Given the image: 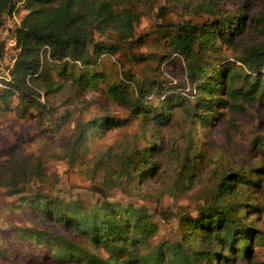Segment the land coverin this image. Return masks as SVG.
Here are the masks:
<instances>
[{
	"label": "rangeland",
	"instance_id": "374dc122",
	"mask_svg": "<svg viewBox=\"0 0 264 264\" xmlns=\"http://www.w3.org/2000/svg\"><path fill=\"white\" fill-rule=\"evenodd\" d=\"M13 1L10 25L3 27L9 34L27 13L24 0ZM127 1L139 16L133 38L119 42L112 29L94 34L95 41L116 48L103 53L96 68L87 67L104 74L95 87L81 90L72 85L68 77L58 75L62 64L47 60L52 80L61 85L59 91L46 97L45 86L40 88L42 83L37 81L38 85L31 83L37 92L31 102L18 93L0 98V264H85L57 262L53 250L38 246L36 240H21L22 228L43 237L62 236L101 259L112 254L107 248L90 245L56 220L31 212L28 204L35 193L86 212L94 206L116 204L130 211L127 220L132 226L140 218L148 226V236L134 245L127 244L115 264L130 258L132 248H137L139 260L160 243H180L181 248H188L182 241L186 219H195L213 206L229 205L240 215L239 222L246 224L250 250L232 263L221 264H264V101L256 98L240 111L221 107L207 93L192 97L187 61L165 37L186 20L197 24L200 36L212 48L200 53L199 61L209 69L236 64L228 70L234 79L227 82L233 87L244 86L246 72L235 57L264 41V27L255 25L262 0ZM90 48L93 50V45ZM198 48L196 44L195 50ZM16 54L15 48L8 47L0 57V94ZM76 66L70 72L77 76L83 67ZM120 80L130 83L131 92L142 85L146 95L135 103L143 104L144 112L135 116L130 107L117 104L108 95L107 84ZM220 82L224 83L225 77ZM159 84L161 94L178 92L170 95L173 100L168 108L161 107L157 95H150ZM219 88L217 96L229 99L226 84L222 92L221 85ZM204 97L210 107H194ZM38 103L45 107L39 109ZM23 106L29 107L25 110ZM201 112L205 114L197 115ZM157 114H165L167 121H156ZM105 116L127 119V123L103 133L85 130L88 121ZM80 133L82 138L78 139ZM132 158L138 162L136 172L129 165ZM34 162L41 166L38 174L17 177ZM10 178L14 180L12 187L8 186ZM220 182L233 193L218 195ZM20 187L23 191L12 193ZM140 230L131 228L129 238L138 236ZM202 239L198 232L188 242L192 248H200ZM211 263L218 264L215 259Z\"/></svg>",
	"mask_w": 264,
	"mask_h": 264
},
{
	"label": "trees",
	"instance_id": "16d2710c",
	"mask_svg": "<svg viewBox=\"0 0 264 264\" xmlns=\"http://www.w3.org/2000/svg\"><path fill=\"white\" fill-rule=\"evenodd\" d=\"M24 1L27 13L14 30L17 54L12 67L8 70V79L2 80L5 89L3 94H0L1 99L10 98L18 93L31 102L37 93L31 87V83L38 85L37 81L42 83L40 88L45 86L44 94L46 97L59 91L61 85L52 80L51 70L46 64L47 60L61 63L62 67L58 75L68 77L72 85L81 90L95 87L99 81L104 79V74L87 67L96 68L99 64V57L105 52H114L116 48L95 41L94 34L112 29L119 42H126L133 38L134 23L139 20V16L133 11L127 0ZM14 10L15 2L13 0H0V26L3 23L4 15H12ZM255 25L264 27V0H262L260 12L255 18ZM165 37L169 38L173 50L187 61L188 77L191 80L192 91L194 90L191 94L192 97L198 92L199 94L207 93L208 96L212 97L211 100H218L221 107H230L240 111H244V105L256 98L264 101V77L262 75L264 71V41L248 46L242 54L235 57L246 73L243 76L244 86L233 87L227 82L229 79H234L228 70L236 68V64H220L217 68L209 69L208 66L199 61L200 53L207 48H212L207 46L206 41L200 36V29L197 24L186 20L178 25L174 32L167 31ZM196 44L199 45L198 50H195ZM91 45H93V50L90 48ZM2 54L3 42L0 40V57ZM77 64L83 68L79 69L80 74L76 76L70 72V69ZM224 77L225 82L221 83L220 78L222 80ZM225 84V93L229 99L219 97L216 93L220 91V85L222 92ZM128 87L130 88V83H126V81L112 82L107 84V93L117 104L130 107L132 113L137 116L144 112L145 108L142 106L143 104L139 105L135 101H141L144 98L145 90L142 85L135 86L134 92H131ZM162 89L163 87L159 84L152 89L150 95L152 97L157 95L156 98L161 100V107L168 108L173 100L170 95L178 94V92L161 94ZM132 93L135 95V99L132 98ZM238 100H241V104L237 103ZM207 105V98L204 97L194 107L209 108L210 106ZM28 107L25 106L24 109L27 110ZM44 107L45 105L38 103L39 109ZM156 109L155 107L151 108L152 111H156ZM204 114L201 112L197 115ZM164 115L157 114L154 119L159 122L167 121ZM126 123L127 119L105 116L100 121H88L85 130L103 133L112 128L122 127ZM80 138H82L81 133L78 139ZM129 165L133 171H138V162L133 158ZM40 168L39 162L36 164L34 162L26 172L20 170L17 177L20 178L25 173L38 174L37 170ZM139 173L138 175L141 176L142 170H139ZM12 180L13 178H10L9 187L13 185L14 180ZM21 191L23 189L20 187L13 190L12 193H20ZM216 191L220 196L227 194V191L229 194L233 193L230 186L224 185L223 182H220ZM30 198L32 200L28 205L32 209L31 212L36 213L37 211V215L42 219L56 220L57 224L71 228L87 240L90 245L102 246L112 253L107 260L101 259L93 252L82 249L79 244L68 241L62 236L44 234L43 237L40 233L21 229L19 235L21 240H36L38 246L41 244L42 247H48L54 251L53 258L60 263L115 264L121 259V254L124 253L127 244L134 245L140 240H145L149 234L148 226L142 224L140 218L132 226L127 220L130 211H123L113 203H106L105 206H94L90 208L89 212H86L81 207L63 204L41 193H35ZM235 211L229 205H217L202 211L197 218L186 219L187 224L184 226L186 232L182 241L188 245V248H181L180 243L173 246L160 243L142 260L137 259V248H132V252L129 254L130 258L126 260L123 258L122 264H139V261L142 264H165V259L171 264H174V261H177L178 264H212V259H215L218 264H221L222 261L232 263L235 257H243L244 252L245 255H248L251 238L248 235L246 224L239 222L237 217L240 215H237ZM121 217L122 219H120ZM131 228L141 229L138 236L133 239L129 238ZM198 232L203 238L202 244L200 248H192L188 242L189 238ZM168 251L171 253H167Z\"/></svg>",
	"mask_w": 264,
	"mask_h": 264
},
{
	"label": "built area",
	"instance_id": "2783aa9c",
	"mask_svg": "<svg viewBox=\"0 0 264 264\" xmlns=\"http://www.w3.org/2000/svg\"><path fill=\"white\" fill-rule=\"evenodd\" d=\"M5 16H7L5 19V23H2V25L0 26V40L3 42V53H4L5 48H8V47H13L16 49V37H15L14 31L12 34H9L8 29H5V30L3 29L4 26L10 25V20H11V19L9 20V17H11V15L5 14L4 17ZM4 17H3V22H4Z\"/></svg>",
	"mask_w": 264,
	"mask_h": 264
}]
</instances>
